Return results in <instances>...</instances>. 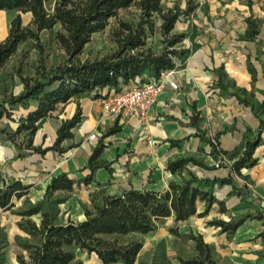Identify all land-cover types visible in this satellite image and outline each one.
I'll return each mask as SVG.
<instances>
[{"label":"trees","instance_id":"trees-1","mask_svg":"<svg viewBox=\"0 0 264 264\" xmlns=\"http://www.w3.org/2000/svg\"><path fill=\"white\" fill-rule=\"evenodd\" d=\"M162 0H0V11L14 13L9 18L7 35L0 40V69L15 53L18 46L28 39L39 43V33L56 25L59 29L54 38L58 47L64 53L61 63L46 68L41 62L33 76H26L17 70V76L22 84L18 95H11L6 103L11 107L20 105L34 107L17 120L14 130L0 128V135L10 141L17 149L40 156L48 151L58 154L75 146L63 147L65 140L72 139L71 130L81 121V111L77 107L74 115L61 122L56 129V138L51 146L42 147L33 144L37 131V122L51 116L59 106L62 108L74 96L88 93L93 99L101 98L104 90L119 91L136 77L159 78L163 73L180 66L189 55V50L179 47L185 34L174 32L175 23L180 16L188 15L196 4H187L184 10L177 6L163 8ZM133 7L138 14L135 22L118 20L111 30L115 49L93 60L80 59V54L92 34L105 29L111 18H116L118 12ZM20 13H29L30 22L22 24ZM244 38L253 39L257 35V25L251 18L246 19ZM157 33L160 36V49L156 51L148 39ZM42 51V48H40ZM240 91L246 93L245 89ZM251 95V92H248ZM245 106H252L236 96ZM258 109L263 113L259 120L257 134L253 138L243 136L240 143L231 151L217 148L215 138H205L200 132L199 139L209 146L207 155L221 166L230 169L231 175L243 180L249 177L241 173L242 169L252 168L257 159L253 157L255 149L260 145L261 134H264V102ZM12 119L11 112L4 104H0V120ZM196 115L190 117V125L195 126ZM120 130L114 123L104 132L97 145L87 159L85 168L90 171L83 183L93 181V174L99 168L108 169L109 164L99 159L105 148L103 139ZM198 132V130H197ZM19 135L21 138L19 140ZM23 154H17L21 157ZM190 166L209 169L208 164L193 156H181L169 159L166 170L173 176L167 188L162 191L129 188L119 194H108L101 190H93L89 194V206H84L83 220L74 222L58 220V205L66 198L55 196L73 190V180L66 173L52 176L45 186L42 199L31 203L27 196L31 185L18 179H4L0 175V210L9 211L20 199L26 205L16 212L19 220L16 225L24 236L16 235L15 244L20 253L15 255L18 264H80L75 261V250L96 255L101 264H134L141 249V242L130 240L122 242L120 236L131 233L147 234L157 228L158 223L166 218H172L175 224L198 216L208 214L213 204L218 211L227 213L223 201H218L213 195L215 185L228 184L231 187L229 195L236 194L238 187L232 176L221 179H199ZM205 185L207 189L200 187ZM99 187V185H98ZM199 202L204 204L201 212H197ZM31 216H38V221ZM248 219L261 222V228L255 235L261 250L258 256L264 264V210L257 211L253 216H245L228 220L213 219L208 224L219 228L220 233L227 237ZM193 242L194 256L179 258V264H218L214 257L213 245L206 243L200 234L187 233Z\"/></svg>","mask_w":264,"mask_h":264},{"label":"crops","instance_id":"crops-1","mask_svg":"<svg viewBox=\"0 0 264 264\" xmlns=\"http://www.w3.org/2000/svg\"><path fill=\"white\" fill-rule=\"evenodd\" d=\"M197 10H201L202 16L200 20H192L191 27L195 25V35H189L191 31L188 32V21H177L179 26H174L175 30L185 34L179 47L189 50V55L180 66L167 71L171 73L169 77L179 85L178 90L173 91L165 83L163 93L148 109L143 120L107 116L101 108L99 98L93 99L88 93L74 96L54 114L57 117L54 124L48 121L41 124L42 127L33 137V144L51 146L61 122L71 118L79 107L81 121L71 130L72 139L64 141L75 146L61 154L48 151L40 156L32 153L40 157L41 162L30 167L31 177L22 178L23 176L13 173L12 178L31 186L37 183L46 186L52 176L66 173L73 180V188L82 186L86 192H90L102 181L109 180L114 183L119 175L121 188L116 193H110L112 195L129 188L162 192L173 179L166 170L167 161L185 155L195 157L198 145L204 143L197 134L201 133L208 139L216 137L218 149L231 151L240 143L242 133L247 127L258 131L259 120L249 118L248 121L243 118L244 104L236 100L234 94L221 96V87L228 90L233 86L251 91V104L255 107L264 102V0H251L249 8L237 0L221 3V15L217 18L211 6L200 5L192 12H198ZM247 17L257 25V35L253 39L243 37ZM218 22H221L220 26ZM146 78V75L142 77ZM211 86H217L220 94H216ZM106 92L109 91H103ZM227 106L240 111L237 114L241 118L234 111L233 114L222 117L221 108ZM246 111L245 108L244 113ZM192 114L197 118L195 126L190 125ZM114 123L120 126V130L103 139L105 148L99 157L101 161L109 164L108 169H97L93 174V181L85 185L83 180L90 174L85 165L100 138L89 139V135L103 128L106 132ZM263 137L262 133L261 138ZM148 140L152 144H148ZM205 152L208 153V150ZM253 157L257 159L256 164L252 168L242 169L241 173L255 180L264 190L263 141L255 149ZM44 158L50 161H45ZM208 166L209 169L198 166L188 168L199 179L212 180L232 176L229 167L225 165L221 167L208 163ZM235 177L237 176H232L233 180ZM200 187L207 189L203 184ZM230 191L228 184L215 185L213 188L214 197L224 202L229 217L228 204L237 199L229 195ZM203 208L204 204L199 202L197 212H201ZM221 214L225 213L219 212L218 206L213 204L204 217L221 218Z\"/></svg>","mask_w":264,"mask_h":264},{"label":"rangeland","instance_id":"rangeland-1","mask_svg":"<svg viewBox=\"0 0 264 264\" xmlns=\"http://www.w3.org/2000/svg\"><path fill=\"white\" fill-rule=\"evenodd\" d=\"M234 0H162L163 8H172L177 6L180 10H184L187 4H196L198 9L200 5H208L215 10V18L221 15V3H229ZM238 3L245 5L249 8L251 0H237ZM198 12H192L188 15L180 16L178 22L188 21L189 35H195V25L192 26V20H200L202 16L201 10ZM137 10L133 7L121 10L118 12L116 18H111L104 30L96 32L91 35L89 41L85 44L80 59L93 60L97 57L109 53L115 49V44L111 37V30L116 27L118 20L135 22L137 17ZM14 13L0 11V20H4L6 27H8V21ZM22 24L25 26L30 22L31 15L29 13H20ZM212 17V16H211ZM250 17H247V19ZM176 27L179 26V23ZM212 23V21H211ZM221 22H218V26ZM59 29V25L54 26L49 30H44L39 33V43H35L33 40L28 39L21 43L15 53L11 55L5 64L0 69V104H4L5 108L11 112L12 119L2 118L0 120V128H6L7 131L14 130L17 126V120L20 116H24L30 111L35 103L29 101V106L23 107L20 105L10 106L6 101L11 95H18L22 89V84L17 76V70H20L26 76H33L41 62L46 68L61 63L64 59V53L58 47L55 42L54 35ZM174 32H179L174 29ZM1 39V38H0ZM148 43L156 50L160 49V36L154 33L149 39ZM181 45V44H180ZM179 45V46H180ZM42 48V51L41 49ZM216 94H220L217 86H211ZM241 88L231 87L225 90L221 87V96L235 95L240 99L248 102L252 108L243 106V118H253L260 120L263 118V113L258 107L251 104V97L240 91ZM252 93V92H251ZM241 103V102H240ZM245 108L247 109L244 113ZM60 111V107L52 113L51 116L42 118L37 122V130L42 127L45 122L55 123L57 119L54 114ZM240 113L235 107L221 108V116L226 117L234 112ZM237 116H239L237 114ZM239 118H241L239 116ZM249 121V120H248ZM253 123V121H251ZM40 124V125H39ZM42 124V125H41ZM105 131V128L98 130V134L101 135ZM257 134L254 129L246 128L242 135L248 138H253ZM98 135L97 137H100ZM21 135H19V140ZM262 143V141H261ZM260 143V145H261ZM68 143L63 142L62 146L67 147ZM198 153L195 155L197 159L203 160L206 164H216L205 152L209 150V146L204 143L198 145ZM71 152V150H68ZM17 154H23L21 157H17ZM188 156V155H185ZM210 159H209V158ZM41 158L32 153H26L17 149L10 141L4 140L0 135V175L4 179L12 178L13 173L22 178L31 177L30 167L35 165L36 162L40 163ZM45 161L50 159L44 158ZM221 167L223 164H228L227 161L221 160ZM15 168V169H13ZM14 170V171H12ZM234 176V175H232ZM129 177V176H128ZM128 177H125L126 179ZM118 178V179H117ZM117 181L110 183L109 180H105L99 183V187L93 188V190H101L105 193H116L121 187L119 185V175ZM137 178V177H136ZM135 178V180H137ZM124 179V180H126ZM236 186L239 188L240 195L231 194L230 196L237 198L233 203L229 205L230 216L234 219L250 214L253 216L257 211L264 210V190L260 187L255 180L248 179L243 180L239 177H235L233 180ZM138 183V182H137ZM86 192L81 186H74L71 192H63L56 194L55 196L60 198H66L62 203L58 205L59 215L58 220L60 222H66L71 220L78 222L83 218L84 206H89V194L93 191ZM45 191V186L41 183H37L31 186L29 194L27 196L31 203L38 202L42 199ZM23 198L15 202V206L9 211L0 210V264H18L15 260V255L20 253V249L15 244V236H24V233L20 231L16 225L19 220V216L16 212L22 210L26 205L23 204ZM228 200V198L226 199ZM230 202V200H228ZM32 220L38 221V216H31ZM213 219L228 220V214H221V218L218 216L213 217H198L193 216L184 222L175 224L172 218H166L161 220L157 228L147 234L131 233L125 236H120L119 240L127 242L130 240L140 241L142 246L138 252L134 264H179V258H189L194 256L195 251L193 248V242L186 236L187 233L200 234L206 243L213 245L214 257L218 264H260L263 260L258 256V252L262 246L258 239H254L257 231L260 228L261 222L256 219H248L242 224V226L231 236L227 237L225 234L220 233L216 227H211L208 221ZM211 240V241H210ZM75 261H79L80 264H101L96 255L88 254L84 251L75 250Z\"/></svg>","mask_w":264,"mask_h":264},{"label":"built area","instance_id":"built-area-1","mask_svg":"<svg viewBox=\"0 0 264 264\" xmlns=\"http://www.w3.org/2000/svg\"><path fill=\"white\" fill-rule=\"evenodd\" d=\"M169 74L171 73L165 72L159 78L136 77L119 91L102 93L99 100L103 112L113 118L143 120L148 109L163 93L165 83L173 91L179 89V85ZM98 135V132L90 134L89 139L97 138ZM148 144H152V141L148 140Z\"/></svg>","mask_w":264,"mask_h":264},{"label":"bare ground","instance_id":"bare-ground-1","mask_svg":"<svg viewBox=\"0 0 264 264\" xmlns=\"http://www.w3.org/2000/svg\"><path fill=\"white\" fill-rule=\"evenodd\" d=\"M7 35V27L4 20H0V38L3 39Z\"/></svg>","mask_w":264,"mask_h":264},{"label":"water","instance_id":"water-1","mask_svg":"<svg viewBox=\"0 0 264 264\" xmlns=\"http://www.w3.org/2000/svg\"><path fill=\"white\" fill-rule=\"evenodd\" d=\"M6 37V36H5ZM4 39V38H3ZM3 39H0V40H3ZM213 167V166H212Z\"/></svg>","mask_w":264,"mask_h":264}]
</instances>
